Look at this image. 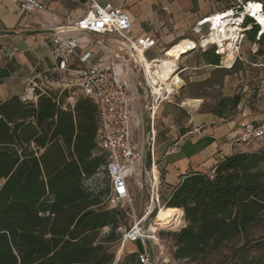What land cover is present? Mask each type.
I'll list each match as a JSON object with an SVG mask.
<instances>
[{
  "label": "trees",
  "instance_id": "trees-1",
  "mask_svg": "<svg viewBox=\"0 0 264 264\" xmlns=\"http://www.w3.org/2000/svg\"><path fill=\"white\" fill-rule=\"evenodd\" d=\"M206 53L220 66L214 47ZM68 97L63 90L23 109L17 100L0 107V264L115 262L112 246L126 216L104 203L109 186L87 185L107 163L96 141L98 108L90 97L64 107ZM229 102L221 103L224 110ZM232 102L236 107L240 98ZM161 200L183 211L184 227L170 233L173 260L196 264L245 238L228 264H264V149L188 174ZM126 264H138L136 255Z\"/></svg>",
  "mask_w": 264,
  "mask_h": 264
},
{
  "label": "crops",
  "instance_id": "crops-1",
  "mask_svg": "<svg viewBox=\"0 0 264 264\" xmlns=\"http://www.w3.org/2000/svg\"><path fill=\"white\" fill-rule=\"evenodd\" d=\"M37 1L46 6V12L24 11L20 8L18 0H0V107L4 108L17 100L23 109V106L36 105L39 95H59L63 90H68L69 97L65 100L64 107L69 105L73 109L80 98L88 96L70 87L73 81L72 73L53 71L55 61L51 48L44 43L49 41L55 29L64 22L82 18L89 10L92 0ZM93 1L102 7L111 5L124 9L131 19L135 41L146 38L156 41L154 47L140 53V57L143 55L146 62L155 63L181 41L195 42L197 49L183 56L178 62L176 75L180 78L188 71H191L193 76L204 74L207 68L222 70L225 77H230L228 72L233 70L238 62L230 69L213 65L210 53H206L208 49L202 51L199 48V37L193 31L199 21L230 9L237 0ZM243 1H255L264 5V0ZM261 29L262 26H254L246 33L243 44L249 43L250 57H264V50L260 49L264 45V38L260 42L264 36V32L259 34ZM93 37L104 38L114 55L128 58V47L123 45L117 35ZM240 54L239 60L242 61V57L246 56L243 52ZM102 58L103 55L98 53L93 62L97 63ZM102 66L110 69L113 63L104 61ZM132 68L133 73L128 79V84L134 96L130 108L133 142L144 148L146 168L150 166L152 155L160 165L161 196L164 200L170 198L186 175L211 173L226 157L250 152L247 147L236 143L241 133L240 123L262 122V114L242 110L241 105L238 113L225 119V116L219 117L212 111H202V105H185L187 100L200 101V98L178 100L177 93L170 94L169 98H164L157 107L151 108L150 94L146 91L143 73L136 62H132ZM34 78L36 86L32 92L25 81ZM144 169L143 166L142 171ZM2 185L3 182H0V188ZM127 243L125 244L128 245V256L137 257L144 250L141 242ZM164 246L162 245V248Z\"/></svg>",
  "mask_w": 264,
  "mask_h": 264
},
{
  "label": "built area",
  "instance_id": "built-area-1",
  "mask_svg": "<svg viewBox=\"0 0 264 264\" xmlns=\"http://www.w3.org/2000/svg\"><path fill=\"white\" fill-rule=\"evenodd\" d=\"M18 2L24 11L44 13L47 10L46 6L37 0H18ZM255 6L260 9L253 14ZM260 14L264 18L262 3L237 0L230 9L202 19L193 30L199 37V48L206 51L214 47L223 64L226 55L222 53L220 45L203 44L206 38H211L213 35L221 36L225 47L227 49L231 47L234 64L241 59L240 50L246 33L254 26H262L256 18V15ZM261 32H264V29H261L259 34ZM112 34L117 35L123 45L128 47L127 59L114 55L104 38L93 37ZM44 45H49L51 48V55L55 61L53 71L72 73L73 81L70 87L92 98L98 108L97 144L99 152L107 155V163L98 170L94 178L88 180V186L92 185L93 180L100 174L106 173L110 180V192L103 198L104 203L134 221L131 227L121 226L118 229L123 243L143 244L144 250L137 255L138 264H159L155 260L154 247L162 248L165 241L160 238L161 229L155 226L156 221L150 222L149 219L165 208L161 200L160 165L152 155L150 166L146 168L144 148L133 142L130 108L134 96L128 84V79L133 73L132 62H136L143 73L146 91L150 94L151 108L157 107L164 98H169L170 94L166 89L161 93L155 91V85L150 83L146 73V61L141 60L140 57V53L154 47L156 41L151 38L135 41L131 19L124 9L111 5L102 7L92 0L89 10L82 18L64 22L55 29L54 35ZM98 53H101L103 58L97 63L93 62ZM104 61H110L113 66L105 69L102 66ZM35 80L36 78L25 81L32 92L36 86ZM178 91L174 88L172 95ZM239 128L241 133L236 143L250 147L257 141H264V121L259 123L242 121ZM143 166L145 169L142 171ZM136 176L139 178V188L144 189L147 186L150 195L149 203L141 218L135 215L128 183L130 178ZM173 261L186 263V261Z\"/></svg>",
  "mask_w": 264,
  "mask_h": 264
},
{
  "label": "rangeland",
  "instance_id": "rangeland-1",
  "mask_svg": "<svg viewBox=\"0 0 264 264\" xmlns=\"http://www.w3.org/2000/svg\"><path fill=\"white\" fill-rule=\"evenodd\" d=\"M250 45L242 44L240 52H243L244 56L242 61L237 60L235 68L228 72L230 77H225L221 71L215 68H207L204 74L193 76L191 71L186 72L181 80L184 86L178 91V100H186L188 98H200L202 111H212L214 113L223 112L225 119L238 113V108L242 105V110H248V112H255L256 114H262L264 116V57H250L249 55ZM260 49L264 50V45ZM224 62V61H223ZM235 62V63H236ZM234 63V64H235ZM233 64V65H234ZM232 65V66H233ZM222 67V68H221ZM221 69H228L225 67V63H220ZM236 70L234 73H232ZM204 79H207L205 82ZM240 98L239 105L234 107L232 102L235 98ZM223 101H231L227 104V109L222 107ZM250 151L255 152L264 149V141H257L250 147H247ZM139 178L132 177L129 179V188L133 198L134 212L138 218H141L145 209L149 203L150 195L147 186L144 189L138 186ZM88 185V184H87ZM100 189L110 188V180L105 174H100L93 180L92 185L89 187ZM107 207V205H105ZM153 216L149 219L150 222L156 221V217ZM134 225V221L126 218L123 227L129 228ZM185 225L183 224L177 229L160 230L159 235L162 240L165 241L164 248L154 249L155 260L159 264H188L183 262H174V241L170 233H176ZM118 233H120L118 231ZM246 243L245 238H239L227 246H225L219 252L208 256L207 258L197 262L196 264H228L233 259L235 251ZM128 244V243H127ZM123 243L121 239L112 246V252L115 254L114 264H126L127 257L129 255L128 245ZM123 249L121 255L120 251ZM119 259V260H118Z\"/></svg>",
  "mask_w": 264,
  "mask_h": 264
},
{
  "label": "bare ground",
  "instance_id": "bare-ground-1",
  "mask_svg": "<svg viewBox=\"0 0 264 264\" xmlns=\"http://www.w3.org/2000/svg\"><path fill=\"white\" fill-rule=\"evenodd\" d=\"M259 9L260 7L255 6L253 14L258 12ZM256 18L260 22V25H262V29H264L263 16L261 14L256 15ZM226 37L227 36L225 35V39ZM208 43L220 45L222 53L226 55V57L224 58L225 67L228 69L232 68L234 55L231 51L230 46L229 49L225 47L222 37L213 35L211 38H206L203 40L204 45ZM195 49H197V45L195 42L188 40L181 41L177 45L169 49L167 51V54H165L155 63L145 62L147 76L150 83L155 85L154 88L157 93H161L164 89H166L169 94H172L174 88H176V90H179L184 86L181 78L176 75L178 62L183 56L188 55ZM141 60H144L143 55H141ZM184 104L198 107L201 105V102L197 100H187L184 102ZM182 224L183 211L181 209L162 208L157 215L155 226H158L161 230H173L177 229ZM122 252L123 249L120 251L119 255H121Z\"/></svg>",
  "mask_w": 264,
  "mask_h": 264
}]
</instances>
